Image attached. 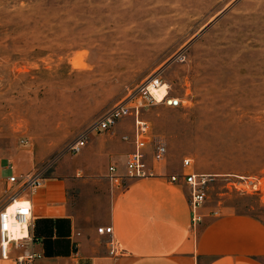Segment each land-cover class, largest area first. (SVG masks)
Listing matches in <instances>:
<instances>
[{"label":"rangeland","instance_id":"obj_1","mask_svg":"<svg viewBox=\"0 0 264 264\" xmlns=\"http://www.w3.org/2000/svg\"><path fill=\"white\" fill-rule=\"evenodd\" d=\"M155 77L183 101L142 111L168 144L163 164L191 158L209 179L206 206L264 218V0H0V159L90 194L79 184L90 144L97 174L117 159L95 141L131 135L133 117L72 145Z\"/></svg>","mask_w":264,"mask_h":264},{"label":"crops","instance_id":"obj_2","mask_svg":"<svg viewBox=\"0 0 264 264\" xmlns=\"http://www.w3.org/2000/svg\"><path fill=\"white\" fill-rule=\"evenodd\" d=\"M120 133L95 145L112 153L117 162L109 165L115 163L124 173L120 159H127L133 145ZM90 145L85 178L79 180L82 188L93 184L90 194L72 193L69 187L75 182L70 179L46 177L41 188L25 196L32 204L38 240L33 248L43 254L36 264H264V218L220 211L204 201L197 211L200 219L193 223L190 186L168 177L185 172L183 166L172 170L161 163L152 176L125 179L122 186L109 180L100 190L109 165L94 174ZM4 165L10 166L0 159V168ZM12 171L27 172L14 166ZM10 174L0 175L5 186ZM78 199L83 206H76ZM108 226L111 233L98 231ZM0 264L16 263L0 256Z\"/></svg>","mask_w":264,"mask_h":264},{"label":"built area","instance_id":"obj_3","mask_svg":"<svg viewBox=\"0 0 264 264\" xmlns=\"http://www.w3.org/2000/svg\"><path fill=\"white\" fill-rule=\"evenodd\" d=\"M163 82L159 77L149 79L135 88H129L125 98L108 110L104 116L92 122L72 145L73 152H79L92 135L113 128L120 120L133 117V132L123 135L124 141H131L133 149L127 154L125 172H119L113 163L108 167L107 177L118 186L125 179H139L154 175L156 166L163 163L168 154V144L160 136L155 135L149 122L142 118V111L147 107L164 104L179 107L183 104L180 98L170 96L168 87L159 98L156 91ZM192 159H183L182 166L186 170L182 174H170L173 182L183 181L190 186V205L193 213V223L200 218L197 214L199 207L206 200L207 177L191 169ZM13 170V166H9ZM190 171H187V170ZM45 170L34 167L27 172L14 171L7 177L4 204L0 207V256L3 259L14 258L16 264H36L43 254L33 248L37 238L34 235V221L31 201L27 193H33L44 185ZM15 205L13 210L9 208ZM99 232H112V226L98 228ZM114 250H112L113 252ZM15 253V256H13Z\"/></svg>","mask_w":264,"mask_h":264},{"label":"bare ground","instance_id":"obj_4","mask_svg":"<svg viewBox=\"0 0 264 264\" xmlns=\"http://www.w3.org/2000/svg\"><path fill=\"white\" fill-rule=\"evenodd\" d=\"M72 63H73V65L78 66L79 63H80V60L77 59V58H75V59L73 60ZM167 87H168V85H167L166 83H164V84L161 86V88H160L159 90L156 91V95H157V97L160 98V97L165 93ZM14 208H15V205L11 206L9 209H10V210H13Z\"/></svg>","mask_w":264,"mask_h":264}]
</instances>
